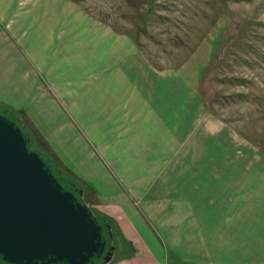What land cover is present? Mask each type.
<instances>
[{
    "label": "crops",
    "instance_id": "0c3cea01",
    "mask_svg": "<svg viewBox=\"0 0 264 264\" xmlns=\"http://www.w3.org/2000/svg\"><path fill=\"white\" fill-rule=\"evenodd\" d=\"M189 98L193 113L200 106L190 128ZM0 105L20 122L31 121L58 161L53 162L74 171L90 199L99 201L87 205L117 221L124 236L119 251L126 253L109 264L256 263L246 235L221 241V219L234 209L230 202L219 224L205 227L204 234L208 213L197 193L154 189L163 169L186 161L184 156L172 166L178 152L188 151L191 129L205 133L194 78L182 69H155L129 35L91 18L74 1L0 0ZM238 210L241 233L250 231V215ZM152 215L178 223L174 231L195 228L201 238L188 247L197 249L195 255L187 257L167 235L160 247L144 225L145 216L160 228ZM112 248L113 255L119 253Z\"/></svg>",
    "mask_w": 264,
    "mask_h": 264
},
{
    "label": "rangeland",
    "instance_id": "374dc122",
    "mask_svg": "<svg viewBox=\"0 0 264 264\" xmlns=\"http://www.w3.org/2000/svg\"><path fill=\"white\" fill-rule=\"evenodd\" d=\"M72 1L114 32L129 35L155 69L172 72L182 69L194 78L203 105L200 118L204 117L205 133L201 137L195 134V128L191 129L188 151L178 152L172 166L184 158L186 161H182L181 168L163 169L161 180L153 184L154 189L163 193H197L203 200L204 214L208 213L203 217L204 234L205 227L210 225L207 227L210 230L219 224L230 202V209H234L224 212L227 220L221 219V241H236L233 240L236 235L239 238L246 235L252 262H256L253 264H264V0ZM191 101L189 98V128L192 116L200 113V106L194 113L191 111ZM206 114L215 121L214 125L208 124ZM28 122L21 119L18 125L29 137L31 148L53 166L58 180L64 178L73 183L80 191V199L96 206L99 201L90 199L74 171L57 166L58 161L52 159L53 152L38 134L39 129ZM153 186L149 185V190ZM243 208L251 217V230L241 233L242 211L238 209ZM90 209L108 220L112 233L110 244L119 251L118 244L122 247L120 241L124 236L118 231L117 221L97 207ZM211 213L219 215L211 216ZM151 217L160 228L145 216L144 225L160 247L165 246L167 235V240L182 248L187 257L195 255L197 249L188 248L196 245L194 239L201 238L195 228L189 232L174 231L178 223L169 224L171 221L164 216ZM222 245L235 250L230 247L232 243L222 242ZM125 250L115 253L112 259L126 253ZM220 256L222 259L226 254ZM112 259L101 264H109Z\"/></svg>",
    "mask_w": 264,
    "mask_h": 264
},
{
    "label": "water",
    "instance_id": "95a60500",
    "mask_svg": "<svg viewBox=\"0 0 264 264\" xmlns=\"http://www.w3.org/2000/svg\"><path fill=\"white\" fill-rule=\"evenodd\" d=\"M22 127L0 114V259L6 264L110 262L97 216L66 189ZM112 239V236L110 235Z\"/></svg>",
    "mask_w": 264,
    "mask_h": 264
},
{
    "label": "trees",
    "instance_id": "16d2710c",
    "mask_svg": "<svg viewBox=\"0 0 264 264\" xmlns=\"http://www.w3.org/2000/svg\"><path fill=\"white\" fill-rule=\"evenodd\" d=\"M0 114H3L5 116L9 117L11 120H13V121H15L17 123L20 122L18 116H16L12 111L6 109L2 105H0ZM29 147H31V145ZM51 167L56 172V170L53 168L52 165H51ZM60 182L62 183V185L66 189H68L69 191L73 192L77 197L80 195L79 194L80 193L79 189L76 188L73 183H70V182L66 181L64 178H62V181H60ZM96 216H97V219H98V223L102 226L103 234L106 237L108 243L110 244V242H111L110 235H112V233L110 231V224H109V222H108V220L106 218H104V217L102 218V216H100V215H96ZM101 263H104V262L103 261H100V262L98 261V262H95L94 264H101ZM0 264H6V263L2 262L1 259H0Z\"/></svg>",
    "mask_w": 264,
    "mask_h": 264
},
{
    "label": "flooded vegetation",
    "instance_id": "af4514ba",
    "mask_svg": "<svg viewBox=\"0 0 264 264\" xmlns=\"http://www.w3.org/2000/svg\"><path fill=\"white\" fill-rule=\"evenodd\" d=\"M110 247H111V246L109 245V246H108V249H109V250H110ZM111 250H112V248H111Z\"/></svg>",
    "mask_w": 264,
    "mask_h": 264
}]
</instances>
